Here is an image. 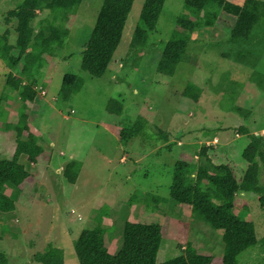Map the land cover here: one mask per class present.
<instances>
[{
	"label": "rangeland",
	"instance_id": "374dc122",
	"mask_svg": "<svg viewBox=\"0 0 264 264\" xmlns=\"http://www.w3.org/2000/svg\"><path fill=\"white\" fill-rule=\"evenodd\" d=\"M103 1H81L68 23L63 47L55 56H44L48 60L32 83V102L18 100L6 87L9 69L0 58V160L12 157L17 139L15 129H3V121L23 126L24 116L42 148L37 161L25 154L18 159L31 174L23 190L16 193L8 183L3 188L15 208L0 211V264H42L34 256L49 245L61 249L63 264H79L74 243L82 230L94 226L95 210L102 206H108L102 228L110 253L118 250L126 221L158 223L164 239L158 262L178 255L190 243L219 263L221 232L193 220L186 206L170 199L169 190L175 161L202 163L200 139L214 136V146L213 140L205 142L208 155L232 167L241 185L237 213L253 224L257 238L255 246L239 254L238 264H264V211L257 193L264 184V168L258 156L251 164L243 158L250 136L240 130L244 126L264 138V19L252 29L249 46H235L228 39L236 17L221 11L213 26H205L186 11L184 0H165L160 32L150 35L149 45L135 53L129 44L144 0H133L110 64L103 76L94 77L82 69L81 60ZM20 2L0 0V34L9 30L10 43L18 37L17 21L7 16ZM47 14L48 10L37 12L31 23L34 34ZM181 15L199 25L175 73L159 74L158 61ZM67 74L81 76L84 82L66 103L59 92ZM189 82L201 89L197 101L182 95ZM111 98L123 103L121 116L105 112ZM235 106L245 112L232 111ZM139 116L151 136H135L124 144L118 135L125 129L118 131V121ZM162 131L168 142L159 138ZM27 135L23 132L21 138ZM69 161L80 163L71 165L78 168L73 182L66 168ZM132 195L142 201L129 203Z\"/></svg>",
	"mask_w": 264,
	"mask_h": 264
},
{
	"label": "trees",
	"instance_id": "16d2710c",
	"mask_svg": "<svg viewBox=\"0 0 264 264\" xmlns=\"http://www.w3.org/2000/svg\"><path fill=\"white\" fill-rule=\"evenodd\" d=\"M82 0H21L18 7L8 13L7 18L16 19L18 34L15 43L9 42V30L0 34V58L7 65L6 87L18 96V100L32 102L35 95V76L43 69L46 59L55 56L61 49L68 36V23L75 16ZM184 0V7L188 13L199 17L205 26H213L221 11L234 17L236 21L232 28L229 43L235 46L246 45L252 40V29L257 27L264 19V0ZM165 0H144L138 21L136 23L129 48L139 53L149 45L150 35L160 32L158 19ZM133 0H104L99 10L96 23L82 52L81 67L94 77L104 75L106 68L112 60L114 50L121 39L122 30ZM48 10V16L41 20L40 28L36 34L31 25L37 17V12ZM50 14V16H49ZM199 25V21L187 15L176 19V27L166 42L157 65V72L172 76L183 55L186 54L191 33ZM248 44V45H247ZM48 54V58L44 57ZM54 53V54H53ZM53 54V55H52ZM228 54V53H226ZM47 56V55H46ZM20 73L30 78L27 83L22 77L13 73ZM84 80L81 76L67 74L63 78L60 88V98L69 102L72 95L77 93ZM201 89L194 83L185 85L182 95L197 101ZM123 103L120 98H111L105 109L109 115L121 116ZM240 107L232 111H240ZM23 126L13 125L3 121L4 130L13 128L17 132L16 148L10 159L0 160V211L14 210V200L3 190L8 183L13 185V191L20 193L31 178L23 165L18 162L21 154H25L29 161H37L42 152L37 143L36 135L28 131L29 126L23 116ZM124 125V126H123ZM118 131L125 129L119 139L124 144L130 138L148 137L146 120L139 116L127 122L124 118L118 121ZM242 134H249L250 143L243 152L247 163H253L256 156L261 160L264 168V138L253 135L244 126H240ZM26 132L27 138L21 135ZM167 134L161 132L159 138L167 141ZM202 138V137H201ZM202 141L198 158L202 163L192 165L186 159L175 161L172 169V183L169 190L170 199L186 206L190 210L193 220L208 225L214 231L221 232L223 252L217 264H238L239 254L257 244L253 224L237 213L242 202L238 198L241 188L234 171L227 163H216L208 155V147ZM179 141H177L178 143ZM170 143V142H169ZM176 143V144H177ZM210 145V144H208ZM213 145V144H212ZM214 146V145H213ZM167 147L172 149L171 143ZM166 147V148H167ZM66 168L71 171V181L76 177V170L71 168L77 161H69ZM78 171V170H77ZM261 189V190H260ZM258 202L264 211V184L258 189ZM147 195V194H146ZM142 201L137 195H132V201ZM158 200V199H157ZM156 200V201H157ZM145 204H149L144 201ZM108 215V206L95 210V224L92 228L84 229L74 243V250L79 264H214L213 257L200 254L197 248L188 243L185 250L178 255L163 262L157 261L158 250L164 239L162 226L158 223H141L126 221L123 226L122 240L116 253L108 252L105 247L102 223ZM35 260L42 264H63L62 251L59 247L49 245L44 251L37 252Z\"/></svg>",
	"mask_w": 264,
	"mask_h": 264
},
{
	"label": "built area",
	"instance_id": "2783aa9c",
	"mask_svg": "<svg viewBox=\"0 0 264 264\" xmlns=\"http://www.w3.org/2000/svg\"><path fill=\"white\" fill-rule=\"evenodd\" d=\"M216 142H217V140L215 139V140H213L211 143H212V144H215Z\"/></svg>",
	"mask_w": 264,
	"mask_h": 264
},
{
	"label": "crops",
	"instance_id": "0c3cea01",
	"mask_svg": "<svg viewBox=\"0 0 264 264\" xmlns=\"http://www.w3.org/2000/svg\"><path fill=\"white\" fill-rule=\"evenodd\" d=\"M20 77H21V75H20ZM24 76L22 75V78H23ZM24 83H27L26 81H23ZM17 98H18V96H17ZM64 117H65V115H64Z\"/></svg>",
	"mask_w": 264,
	"mask_h": 264
}]
</instances>
